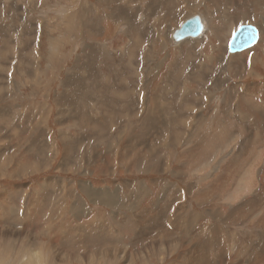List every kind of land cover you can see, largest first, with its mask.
I'll list each match as a JSON object with an SVG mask.
<instances>
[{"label":"rangeland","instance_id":"obj_1","mask_svg":"<svg viewBox=\"0 0 264 264\" xmlns=\"http://www.w3.org/2000/svg\"><path fill=\"white\" fill-rule=\"evenodd\" d=\"M195 15L204 20L203 34L174 41L175 30ZM244 25L257 28V43L229 53L233 34ZM9 49L14 56L8 61L7 54L3 82L10 83L13 97L1 92L0 106L14 114L13 122L6 123L23 131L16 128V141L10 135L0 141V148H11L13 155L8 170L27 153L36 126L45 125L51 152L57 151L43 172L0 179V196L7 188H28L21 196L15 191L19 197L10 206L25 212L36 185L61 179L73 183L78 193L82 183L101 191L102 200L82 198L103 244L119 236L140 249L167 238L194 237L197 232L181 228L190 215L206 224L207 233L194 240L209 264H222L231 243L243 254L255 233L264 242V225L251 221L254 214H264V0H0L1 62ZM69 83L67 123L61 127L56 101ZM126 94L125 101L121 97ZM249 100L250 106L245 104ZM40 106L49 111L45 124L39 120L44 116ZM60 128L68 138L73 134L75 171L88 174L59 172ZM236 188L245 197H236L243 212L224 221L217 211L226 209L223 197ZM113 196L119 209L107 203ZM57 198L54 194L52 206ZM70 205L62 207L66 213L57 226L68 223ZM118 212L129 216L127 231L115 220ZM10 220L2 216L0 227L13 231ZM13 221L20 223V218ZM100 225L106 235L99 234ZM21 227L16 232L38 236L33 227ZM75 236L82 240L66 249L57 244L56 252L84 255L96 249L83 232ZM21 240L2 237L0 264H20L26 257ZM182 245L155 250L135 264H175L184 253ZM52 256L44 251V264H57ZM93 264L120 263L106 257Z\"/></svg>","mask_w":264,"mask_h":264},{"label":"bare ground","instance_id":"obj_2","mask_svg":"<svg viewBox=\"0 0 264 264\" xmlns=\"http://www.w3.org/2000/svg\"><path fill=\"white\" fill-rule=\"evenodd\" d=\"M7 54L10 55L8 59L9 61L13 55V49L11 50L9 49L5 54H3L2 62L0 61V78L2 79V83L0 85V93L4 92L7 96L13 97L11 95L12 88H11V85H9L10 83L8 84L6 82H3V80H5L4 73L6 72V68L8 64V63L7 64L4 63L5 61H7V58H6ZM30 57L32 60L34 55L33 54L30 55ZM257 59H259V57ZM15 71L17 70L15 69ZM74 75H77V72H74ZM74 75H73V79H74ZM69 84H67L66 87L64 88L65 90H64L63 95H61V97H59L58 100L56 101L57 109H58L56 122L59 125H61V127L67 123L66 122L67 109H65V105L67 104L69 106L68 101H67V96L70 90L72 89V86H71L72 84H70V88H68ZM121 99H124L126 101L127 94L126 96H122ZM1 102L2 100H1V94H0V104ZM245 104L250 106L251 100H249V102L245 101ZM35 108H39V106L37 105L35 106ZM40 109H41L40 111L44 113L43 114L44 116L40 118L39 120L42 122V124H45L47 120L46 117H48L49 111L44 106H40ZM12 114L13 112L9 111L7 107L0 106V136H1L0 141L2 138H5V140H8V139L10 140V137L8 138L9 135L11 136L12 139L16 141L17 139V136H15V134L17 133L16 128L20 130L19 132L23 131L22 130L23 128L20 129L19 125H14L13 127L12 123L7 124L10 121L13 122V120L11 119ZM6 119L7 121L8 120L9 121L7 122ZM76 122H74V124H76ZM10 126L13 128H11ZM35 128H36V132L35 131L34 132L36 133V135H33L32 141L30 143L31 146L30 147L27 146L28 147L27 153H24V156L22 157L21 162L18 164L16 163L17 165L13 167L12 171L8 170L9 166L12 164V157H13V155L11 154L12 152L10 151L11 148H7V149L0 148V159L2 158L3 160V162L1 161L2 167L0 168V179L8 178L10 180H20L22 178L29 177L30 175H34L35 173L38 174L40 172H43L40 170L46 169L47 166L50 164V162L53 161V158L56 156L57 151L54 150V152H51L53 145L51 144L50 140H48L49 138L48 129L45 127V125H42V127L36 126ZM7 130L9 131V133ZM59 134H60V140L62 141L61 144L63 147V160L61 161V164L59 165V169L61 170L59 172L80 174V175L88 174L89 172H86V171H75L76 170L75 163H72L73 158H74L73 153L76 150L74 147L75 142H73L74 141L73 134H69V138H68L64 134L61 128H60ZM33 150H37V153H35ZM37 158L38 159L44 158V159L38 162ZM94 172H96L97 174L98 171H94ZM54 186L59 188V190L56 193L54 192L55 189L53 190ZM16 189L17 188H7L3 191L2 195L0 196V218L5 215L10 217V219L12 220H10L8 224L10 225L12 224V229H13V231L11 230V232H9V231H6L7 228L2 229L0 227V244H1L2 237H6L8 239L21 238L22 240H21L20 245H22V247L25 248L24 251L27 254L26 253L24 254L26 255V257L22 258L20 264H44L45 263L43 261L44 251L48 252L50 255L55 256L57 264H60L63 261H68V262L70 261V263L72 264H83V263L93 264L96 260L101 261V260H104L106 257H109L111 260L117 261L120 264H135L137 261H141L143 260V258H147L148 253L155 252V250L161 251V252L168 251L171 248H177V245L179 243L183 244L182 246H184L183 247L184 253L175 264H209V260L207 256L206 255L204 256L202 252L200 253V251H198L199 250L198 245H195L194 238L198 235L203 236L205 233H207L206 224H204V222L198 215H190L181 224V228L187 231L188 233H191L192 235H194V233L197 232V234L194 237L183 235V238H180V239H177L178 237L175 239L167 238L168 240H165V242H159V241L151 242V243H148V245H145L144 247L140 249L138 248L133 249V246L135 245L129 244V242L127 241L126 242L121 241L118 238L119 236L112 240L111 239L108 240L104 244L97 241V239H102V238L97 237L96 226L93 227V223H92L94 220V216L90 215L89 210L86 206V203L82 198V195H85L88 198L89 197H93V198L99 197L102 200L103 199L102 193L99 189L96 188L95 185L88 184V183L79 184L80 193H78V191L74 187V184L71 182L67 184L65 181L61 179L43 180L38 185L35 186L32 203L25 212L23 211V207L18 208V207H14V205L10 206V204L8 203L14 199L18 200L19 196L14 194L15 191H17L18 194H20L21 196V193H24L25 195V192L27 191L26 189L28 188L25 186L22 189L20 188L17 190ZM61 193H62V196L64 195V197L61 196ZM240 193L241 192L237 188L235 190L225 193V196L223 197L224 198L223 204L224 206H226V209L225 208L223 209L222 207H220L218 211L216 210L218 212L217 214L220 216L221 219H224V221L227 220V217L230 218L232 216L233 217L236 216L235 213L237 214V211L239 213L240 211L243 212L242 209H238L239 206L236 202L237 200L236 197L240 196ZM54 194H56L58 197L57 202H60L59 204L56 202V206L55 205L52 206L51 204L52 202H54L53 201ZM250 194L255 195L256 190L250 192ZM49 195H51L50 198H49ZM112 198L115 200L113 196L107 200V203L113 208L119 209L121 204L114 202ZM243 198L245 197L240 196V199H243ZM69 201H71V205H70L71 209L67 216L68 223L65 222V223H62L60 226H57V224L61 221L60 218L64 216V213H66L65 212L66 207L65 209H63L62 207L65 206V204ZM211 201H214V199H212ZM202 202H203V199L201 200V202L199 200L200 205L201 204L203 205ZM50 206L52 207V210H50ZM115 214H116L115 220L116 222H118V226L121 227L120 229L127 231L128 229L126 226L125 218H128L129 216L122 215L119 212L118 214L117 213ZM13 218L16 220L17 218H20V223L19 221L14 222ZM251 221H254V224H256L257 226L264 225V214H261V213L254 214L253 216H251ZM21 226L33 227L38 233V236L37 237L33 236L32 232H25L26 233L25 236H23L21 232L19 233L16 232V229L20 228ZM99 228H100L99 234L106 235L104 227L100 225ZM77 230L80 232H83L85 236H87V238H85L86 239L85 241L89 243L91 248L97 246L96 249L92 248V250L87 251L84 255L80 254L79 253L80 251L78 253L76 251H75L76 253H71V252L61 250V248L60 250L58 249L59 250L58 252H56L55 248H57V244L58 246L59 245H61V247L63 246V249H66L65 246L73 245L72 242L76 241V243L78 244V242L82 240L81 236H79L78 238H76V236L74 238L72 237V234H75ZM94 232L96 234L91 235ZM228 236L230 237V234H228ZM26 238L28 239V241L26 240ZM40 238L47 239V241L39 244L37 240ZM231 238H234V235H232ZM29 239H31V241ZM96 241H97V245L95 244ZM262 243L264 242L263 240H261V237L258 236L256 233L253 234L250 237V239L247 241L246 243L247 249L243 251V254L241 253L236 243H231L232 246L229 250V256L227 257L226 255L225 256L226 258H223L221 263L222 264H233V262L235 261V262H238L239 264L240 263L242 264H264V244L262 246ZM93 250H96V251H93ZM198 253H199V257H197ZM24 259L25 261L23 262ZM239 259H242V262H239L238 261Z\"/></svg>","mask_w":264,"mask_h":264},{"label":"water","instance_id":"obj_3","mask_svg":"<svg viewBox=\"0 0 264 264\" xmlns=\"http://www.w3.org/2000/svg\"><path fill=\"white\" fill-rule=\"evenodd\" d=\"M204 20L199 15L192 16L184 21L180 27L175 30L173 39L176 42L188 38H199L205 29ZM259 34L257 28L251 25L241 26L232 36L228 45L229 53H235L252 48L258 41Z\"/></svg>","mask_w":264,"mask_h":264}]
</instances>
